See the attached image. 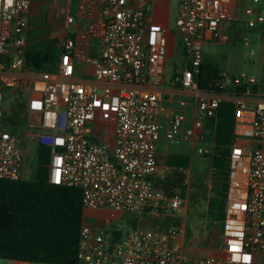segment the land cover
Returning <instances> with one entry per match:
<instances>
[{
  "label": "built area",
  "instance_id": "2783aa9c",
  "mask_svg": "<svg viewBox=\"0 0 264 264\" xmlns=\"http://www.w3.org/2000/svg\"><path fill=\"white\" fill-rule=\"evenodd\" d=\"M66 1L76 2L81 16L89 7L85 0ZM150 1L100 0L92 32L96 56L88 78L83 72L88 35L66 30L56 70L33 69L25 48L30 0H0V179H24V141L15 131L21 114L13 123L6 104L11 96L28 117L36 143L51 148L48 181L80 189L83 210L176 213L183 199L154 184L160 133L167 140L186 141L193 152L206 156L211 152L205 146L208 113L222 101L233 102L234 141L220 223L224 255L186 252L178 243L185 234L182 226L136 228L114 241L107 222L102 229L82 224L77 259L81 264H264V98L250 103L254 79L244 75L228 79L222 74L218 82L245 86L243 91H208L196 80L203 44L228 40L220 24L232 20L227 11L231 0H181L178 5L175 27L185 66L171 82L193 101L188 128L185 100L163 116L161 85L169 42L166 28L145 23ZM258 3L251 0L246 15ZM76 17L67 15L66 24L74 25ZM256 23H264V9L247 25ZM109 129L111 143L104 140Z\"/></svg>",
  "mask_w": 264,
  "mask_h": 264
},
{
  "label": "trees",
  "instance_id": "16d2710c",
  "mask_svg": "<svg viewBox=\"0 0 264 264\" xmlns=\"http://www.w3.org/2000/svg\"><path fill=\"white\" fill-rule=\"evenodd\" d=\"M52 42L44 51L26 54L28 65L36 70H56L60 51ZM222 74L215 63L200 66L196 80L201 89L214 92L243 91L245 86L234 87L231 82L218 84ZM14 118L17 108L11 106ZM235 104L222 101L206 118V142L210 147L212 196L207 214L219 222L224 219L228 184L230 146L234 141ZM36 170L31 179L9 181L0 179V204L12 215L8 226H0V259L44 264H81L77 259L80 229L83 224L81 190L51 184L48 171L51 148L37 143ZM190 157L168 154L163 170L154 179L155 187L170 196L186 189ZM113 240L122 233L112 229Z\"/></svg>",
  "mask_w": 264,
  "mask_h": 264
},
{
  "label": "crops",
  "instance_id": "0c3cea01",
  "mask_svg": "<svg viewBox=\"0 0 264 264\" xmlns=\"http://www.w3.org/2000/svg\"><path fill=\"white\" fill-rule=\"evenodd\" d=\"M89 7L86 9L85 13L81 16L77 10L76 2L67 4L66 0H30V7L27 13V26L25 29L26 37V54L34 53L37 51H44L52 42H56L55 46L60 51L63 37L66 30H70L74 35L86 34L88 35L87 45H86V55L83 60L84 66V75L85 77L90 78L92 75L93 60L96 56L95 49V38L93 36V30L95 27V20L99 15V10L101 7L100 0H85ZM181 1L176 3L174 9L175 15H177V8ZM75 4V12L72 13L71 6ZM242 4L245 5L244 10L241 9ZM251 0H231L230 5L227 7V11L232 15V22L238 21L243 23L244 32L242 40L247 43V52L245 57L253 56L254 60L249 61L243 59V56L240 55L241 64L238 68L229 69L227 65L220 66V63L212 62L214 61L211 48L214 42H206L202 46V64L205 63H215L218 65L221 74H224L227 77L228 73H238L232 75L231 78L245 76L247 79L253 78L254 84L250 87L251 97L249 98L250 103L255 99L264 98V23H256L255 26L249 27L247 25L248 20L254 19L258 11L264 9V0H259V3L254 6V11L251 15H246L245 10L250 6ZM59 6V13L57 10H53V7ZM171 11V2L169 0H151L148 4V11L145 19V23L148 27H163L167 29V38H168V54L167 58L173 54V51L176 47L175 38L177 37L176 32L173 33L170 30V18L173 14ZM54 14V15H53ZM77 15L76 22L72 26L66 24L67 15ZM243 16V17H241ZM53 20V21H52ZM228 21V20H227ZM53 25L52 28L43 29V23ZM222 30H227L223 26V21L221 22ZM36 33H38L36 35ZM178 39V38H177ZM229 40V36H228ZM227 40V41H228ZM179 42V41H178ZM226 42V41H225ZM222 43V42H221ZM181 50V47L179 46ZM250 52V53H249ZM242 53V52H241ZM181 56L182 50H181ZM235 61V59H233ZM185 66V61L183 58L182 69L178 72H174L173 76L177 73H180ZM221 67V69H220ZM251 67V69H250ZM165 68V66H164ZM250 72V75L248 74ZM79 77L83 76L82 71L79 73ZM228 78V77H227ZM230 79V78H228ZM162 90V106H163V116H166L170 108L178 110L180 108L179 101L185 100V128H188L191 124V120L194 114V104L192 99L189 97V92L185 89H182L180 86L173 84L171 81L166 84L165 78L161 85ZM189 112V113H188ZM206 131H208L207 124L205 126V136ZM104 140L108 143H111V132L110 129L108 133L105 134ZM209 143L205 141V146L210 149ZM211 150V149H210ZM191 148L189 145V154L191 155ZM158 156V173H161L163 170V160L165 156ZM191 160V159H190ZM211 172V169H210ZM189 176V173H187ZM156 178V177H155ZM188 179H190L188 177ZM187 179V184L189 180ZM211 182V173L208 178ZM185 198L183 200L182 209L185 211V215L188 212V201ZM96 211H104L101 209L95 210H84L83 213V223L89 224L94 228L102 229L105 227L107 222H110L108 218L104 216H96ZM154 210H146L141 213L144 219L140 220L139 225L143 226L146 229L154 230H164L173 226H182L185 230L184 236L178 239V243L184 248L186 252L194 256H223L225 253L224 245L222 243L221 237V227L220 223L216 227L210 225L211 229L208 233L203 234L199 229H195L196 225H193V229H190L186 225L185 219L180 221L177 219L181 212L179 209L176 213L171 212V215L164 214L158 215ZM110 213V212H108ZM177 217V218H176ZM111 227V223H110ZM139 227H133L128 229H136ZM112 230V229H111ZM127 231V232H128ZM16 262V261H15ZM26 263V262H22Z\"/></svg>",
  "mask_w": 264,
  "mask_h": 264
},
{
  "label": "rangeland",
  "instance_id": "374dc122",
  "mask_svg": "<svg viewBox=\"0 0 264 264\" xmlns=\"http://www.w3.org/2000/svg\"><path fill=\"white\" fill-rule=\"evenodd\" d=\"M171 2V11L173 12L176 3L181 0H169ZM75 4H72L71 9L72 13L75 12ZM245 5L242 4L241 9L244 10ZM53 10H57L59 13V6L53 7ZM54 15V14H53ZM243 17V16H241ZM175 20L176 15L173 12L170 18V30L173 33L176 32L175 27ZM53 21V20H52ZM43 23V29L46 30L47 28H52L53 25ZM223 26L225 29L224 32L229 36V40L222 43L214 44L211 48V54L214 59L215 63H220V66L227 65L229 69L238 68L241 64L240 55L243 56V59L249 60L250 62L254 60L253 56H247V43L242 40L244 27L242 22H232V21H223ZM38 33H36L37 35ZM176 47L173 51V54L170 55L168 58L166 57L165 60V68H164V78L165 83L168 84L173 77L174 72L180 71L183 66V58L181 56V50L179 49V42L177 37L175 38ZM242 52V53H241ZM250 53V52H249ZM235 59V61L233 60ZM84 65V64H83ZM220 67V69H221ZM251 69V67H250ZM238 73H228L227 77L231 78L232 75H236ZM250 75V72H248ZM231 76V77H230ZM7 108L12 109L11 105L12 99L11 96L7 98ZM189 113V112H188ZM21 114L19 121L17 122V127L15 129L18 132L20 138L24 141L23 143V177L24 179H31L36 170V155H37V146L35 141V136L33 133L28 132V117L24 114L23 111H18V115ZM111 128V125L109 126ZM109 131V130H108ZM207 134V133H206ZM157 153L160 156H166L168 154H189V143L186 141L180 140H167L164 137L163 132L160 133V139L157 141L156 144ZM192 157H190L189 168L187 169V179H190L189 183L187 184L186 180V189L183 193L178 194L183 200L187 198L188 201V212L185 215V211L181 209L179 214V219L182 221L185 219L186 225L190 229H193V225L195 224V229H199L201 233L206 234L211 229V224L214 226L219 225L218 219L215 216H208L207 208L209 204V200L212 196V183L210 184V180L206 179L210 175V158L209 156H200L195 153V151L191 152ZM158 175V174H157ZM183 206V204H182ZM88 211V210H86ZM156 214L163 215H171V210L169 209H160L156 210ZM96 216H104L110 219L111 229L120 230L122 236L127 233L128 229L133 227H139L138 229H145L143 226H140V220L144 219L141 213L138 212H126V213H108L104 211H96ZM151 230H154L153 228ZM0 264H44V263H22V262H15L10 260L0 259Z\"/></svg>",
  "mask_w": 264,
  "mask_h": 264
},
{
  "label": "water",
  "instance_id": "95a60500",
  "mask_svg": "<svg viewBox=\"0 0 264 264\" xmlns=\"http://www.w3.org/2000/svg\"><path fill=\"white\" fill-rule=\"evenodd\" d=\"M12 222V215L7 208L0 204V226H8Z\"/></svg>",
  "mask_w": 264,
  "mask_h": 264
}]
</instances>
